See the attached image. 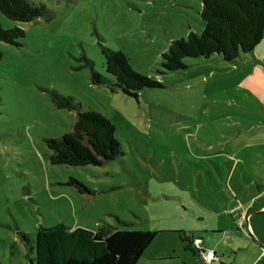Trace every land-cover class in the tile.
Segmentation results:
<instances>
[{
	"label": "rangeland",
	"instance_id": "obj_1",
	"mask_svg": "<svg viewBox=\"0 0 264 264\" xmlns=\"http://www.w3.org/2000/svg\"><path fill=\"white\" fill-rule=\"evenodd\" d=\"M32 1L48 6L52 17L12 20L0 10L4 27L25 31L18 44L0 40V264H36L38 227L59 222L158 230L143 259L163 254L178 238L159 231L152 186L173 179L192 191L199 183L205 204L197 158L214 147L204 142L232 137L238 146L242 136H264L258 128L245 131L255 116L249 105L264 95V68L187 56L186 68L162 72L172 40L203 31L202 0ZM101 43L126 52L135 69L163 85L135 97L93 83L85 57L114 78ZM53 90L107 116L124 154L104 165L53 164L47 138L71 132L77 118L57 106ZM257 115L264 122V112ZM71 177L94 193L80 192Z\"/></svg>",
	"mask_w": 264,
	"mask_h": 264
},
{
	"label": "trees",
	"instance_id": "obj_2",
	"mask_svg": "<svg viewBox=\"0 0 264 264\" xmlns=\"http://www.w3.org/2000/svg\"><path fill=\"white\" fill-rule=\"evenodd\" d=\"M203 31H191L187 38H174L167 51L162 53V72L186 68L187 56L209 58L220 55L227 61L251 52L264 38V0H202ZM0 10L12 20L32 21L51 18L52 10L43 3L32 0H0ZM25 35L23 28L4 27L0 22V40L18 44ZM106 68L113 75L108 78L95 69L94 62L85 57L91 67L95 84H105L112 91L123 90L138 96L145 87L162 86L163 83L135 69L126 52L111 49L101 43ZM58 107L76 111L73 130L57 137L47 138L52 149L53 164L104 165L123 155L112 121L95 109H86L72 95L51 91ZM82 193L93 194L81 180L68 181ZM21 240L30 244V235L15 227ZM157 230L118 228L102 223L96 229L83 226L70 227L64 222L40 225L36 235V264H136L145 249L154 240ZM193 238V237H192ZM192 246V239L183 236ZM192 244V245H191Z\"/></svg>",
	"mask_w": 264,
	"mask_h": 264
},
{
	"label": "crops",
	"instance_id": "obj_3",
	"mask_svg": "<svg viewBox=\"0 0 264 264\" xmlns=\"http://www.w3.org/2000/svg\"><path fill=\"white\" fill-rule=\"evenodd\" d=\"M211 58L236 65L249 62L264 68V38L253 51L244 52L233 61L220 55L205 60ZM258 101V105H249L255 109V116L245 131H264V122L257 115L259 110L264 112V95ZM235 141L230 137L204 142L208 148L214 147L197 158L202 170L197 167L196 172L205 174V204L201 192L198 195L196 191L199 183L196 189L191 186L194 191L173 179L175 182L161 180L152 186L154 220L159 231L174 235L178 244L165 247L163 254L143 259L148 246L136 264H204L183 236L200 237L206 247L214 249L218 258L211 264H264V136H242L238 146L233 145Z\"/></svg>",
	"mask_w": 264,
	"mask_h": 264
},
{
	"label": "built area",
	"instance_id": "obj_4",
	"mask_svg": "<svg viewBox=\"0 0 264 264\" xmlns=\"http://www.w3.org/2000/svg\"><path fill=\"white\" fill-rule=\"evenodd\" d=\"M192 243H193L194 247L202 255V258L204 260L203 261L204 264H211V262L214 259L218 258V256H217V254H216L214 249L205 247V245L203 244V239L202 238L194 237L193 240H192ZM262 256L264 257V252H263Z\"/></svg>",
	"mask_w": 264,
	"mask_h": 264
},
{
	"label": "water",
	"instance_id": "obj_5",
	"mask_svg": "<svg viewBox=\"0 0 264 264\" xmlns=\"http://www.w3.org/2000/svg\"><path fill=\"white\" fill-rule=\"evenodd\" d=\"M255 212L258 213L259 211H255ZM255 212H254V213H255Z\"/></svg>",
	"mask_w": 264,
	"mask_h": 264
},
{
	"label": "bare ground",
	"instance_id": "obj_6",
	"mask_svg": "<svg viewBox=\"0 0 264 264\" xmlns=\"http://www.w3.org/2000/svg\"><path fill=\"white\" fill-rule=\"evenodd\" d=\"M215 260V259H214Z\"/></svg>",
	"mask_w": 264,
	"mask_h": 264
},
{
	"label": "flooded vegetation",
	"instance_id": "obj_7",
	"mask_svg": "<svg viewBox=\"0 0 264 264\" xmlns=\"http://www.w3.org/2000/svg\"><path fill=\"white\" fill-rule=\"evenodd\" d=\"M192 245V244H191Z\"/></svg>",
	"mask_w": 264,
	"mask_h": 264
}]
</instances>
